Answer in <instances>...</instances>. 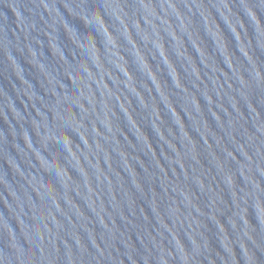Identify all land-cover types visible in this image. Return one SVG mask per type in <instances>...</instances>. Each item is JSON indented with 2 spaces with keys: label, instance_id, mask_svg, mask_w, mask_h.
Wrapping results in <instances>:
<instances>
[{
  "label": "water",
  "instance_id": "obj_1",
  "mask_svg": "<svg viewBox=\"0 0 264 264\" xmlns=\"http://www.w3.org/2000/svg\"><path fill=\"white\" fill-rule=\"evenodd\" d=\"M0 264H264V0H0Z\"/></svg>",
  "mask_w": 264,
  "mask_h": 264
}]
</instances>
